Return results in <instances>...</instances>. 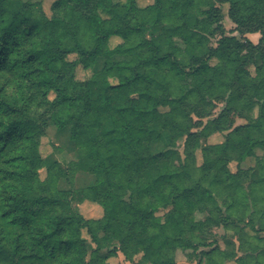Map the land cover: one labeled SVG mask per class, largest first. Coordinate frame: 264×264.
<instances>
[{
    "label": "trees",
    "instance_id": "16d2710c",
    "mask_svg": "<svg viewBox=\"0 0 264 264\" xmlns=\"http://www.w3.org/2000/svg\"><path fill=\"white\" fill-rule=\"evenodd\" d=\"M220 3L241 39L226 32ZM50 9L0 0V264H110L119 252L131 264H186L178 248L195 264H263L264 247L232 255L200 233L240 231V211L242 230L264 233V152L254 153L264 148V0H55ZM254 32L257 43L245 36ZM77 66L90 75L77 79ZM49 124L69 130L76 148L66 168L41 153ZM213 133L223 140L203 144ZM78 168L90 185L72 186ZM84 201L100 216L85 217Z\"/></svg>",
    "mask_w": 264,
    "mask_h": 264
},
{
    "label": "rangeland",
    "instance_id": "374dc122",
    "mask_svg": "<svg viewBox=\"0 0 264 264\" xmlns=\"http://www.w3.org/2000/svg\"><path fill=\"white\" fill-rule=\"evenodd\" d=\"M34 1V0H32ZM41 1L43 11L46 14L47 17H50L51 12V5L55 0H39ZM152 0H138V3L141 6H144L146 4L151 3ZM218 6L221 8L222 14H223V20L222 23L225 27L226 32H232V35L236 36L237 38L241 39V34H239L237 31H234L235 24L230 20L228 16V9L229 4L228 3H220ZM100 14L104 16L103 12L100 11ZM227 33V34H228ZM250 34L248 37L253 43H257L260 38L259 32L254 33H248ZM246 36V35H245ZM247 37V36H246ZM120 39L116 36L110 38V45L113 46L116 43H118ZM156 41L160 48L163 47L164 39L163 37H157ZM213 43L215 45V40H213ZM67 59L72 62L77 61V54L76 53H70L67 55ZM216 60H213L215 62ZM103 59L99 58L97 60V63L95 65L96 69H100L102 66ZM249 70L252 74H254V67L249 66ZM90 70H84L80 66L76 67V78L79 80H83L87 78L90 75ZM113 82V80H111ZM222 108V104H219L215 110H214V116L215 117L219 111ZM164 109V108H162ZM256 107L254 108V111L252 112L251 116H256ZM234 118V126L239 124L246 123V120L243 118L233 116ZM223 140V135L220 133H213L208 136L207 139L203 140V144H213L217 143ZM177 149L181 152L183 151V140H179L176 144ZM41 153L43 156H50L52 160L57 161L62 168H66L70 165L71 162L77 160V153L76 148L72 145L69 138V130L63 128L58 129L52 124H49L46 128L45 135L41 138ZM162 150V146L159 143H153L151 145V151L152 152H158ZM264 152L263 146H256L254 147V153L258 156H261ZM195 157L198 164L202 161L201 151L197 149L195 151ZM253 158H248L245 161H243L240 164V167L242 169H247L251 166H253ZM230 169L232 171H235L237 168V163L235 161L230 163ZM40 176L43 178L45 176V170H40ZM92 177L89 175V173L84 172L82 169H76L74 176H73V182L72 186L75 188H81L85 187L87 185H90L92 183ZM100 206H98L96 203L91 201H84L83 203L79 204V210L85 217H98L100 216ZM163 211H159V214H161ZM237 214V213H236ZM243 211H240L238 213L239 216H242L244 220L240 222L239 226L240 231L237 230L235 232L234 230H224L223 228H213L210 231V234H206L204 232L200 233L205 237H208V240L215 239L216 240V247H219L220 249H225L230 254H237V255H243L245 254L250 247H264V241H260L258 239L259 236L264 237V233L258 232L255 233V231H252L248 227H245L244 230H242L243 224H245L248 221L247 216L244 214ZM196 219L204 218L203 213L195 212L194 213ZM250 222V221H249ZM254 225H260L257 224V222H254ZM239 229V228H238ZM83 235L87 237L85 231L83 232ZM246 247L248 248L246 250ZM190 250H184L181 248H178L175 252V261L177 262H183L186 264H195V261H188L187 253H189ZM110 264H131L129 261L125 260L124 255L119 252L117 256L109 258ZM264 264V263H263Z\"/></svg>",
    "mask_w": 264,
    "mask_h": 264
},
{
    "label": "crops",
    "instance_id": "0c3cea01",
    "mask_svg": "<svg viewBox=\"0 0 264 264\" xmlns=\"http://www.w3.org/2000/svg\"><path fill=\"white\" fill-rule=\"evenodd\" d=\"M252 34V33H251ZM250 34H246V36L248 37ZM249 38V37H248ZM225 264H236L233 260H229L228 262H226ZM245 264H252V262L250 261L249 263H245Z\"/></svg>",
    "mask_w": 264,
    "mask_h": 264
}]
</instances>
